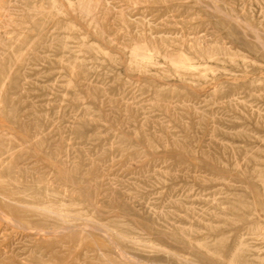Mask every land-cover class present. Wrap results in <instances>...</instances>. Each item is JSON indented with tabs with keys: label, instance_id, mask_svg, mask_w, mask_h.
<instances>
[{
	"label": "rangeland",
	"instance_id": "1",
	"mask_svg": "<svg viewBox=\"0 0 264 264\" xmlns=\"http://www.w3.org/2000/svg\"><path fill=\"white\" fill-rule=\"evenodd\" d=\"M0 264H264V0H0Z\"/></svg>",
	"mask_w": 264,
	"mask_h": 264
},
{
	"label": "bare ground",
	"instance_id": "2",
	"mask_svg": "<svg viewBox=\"0 0 264 264\" xmlns=\"http://www.w3.org/2000/svg\"><path fill=\"white\" fill-rule=\"evenodd\" d=\"M136 54H137V52H136V53L134 52V55H136ZM59 216H60V215H59Z\"/></svg>",
	"mask_w": 264,
	"mask_h": 264
}]
</instances>
